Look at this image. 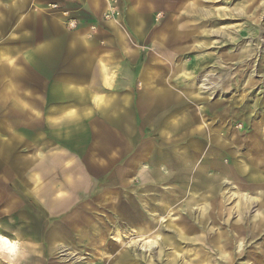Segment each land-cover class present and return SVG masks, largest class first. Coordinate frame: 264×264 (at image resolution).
<instances>
[{
	"label": "rangeland",
	"instance_id": "rangeland-1",
	"mask_svg": "<svg viewBox=\"0 0 264 264\" xmlns=\"http://www.w3.org/2000/svg\"><path fill=\"white\" fill-rule=\"evenodd\" d=\"M102 1L0 0V55L13 64L10 87L0 76V233L20 247L0 264H264V0ZM29 83L49 100L33 108L44 121L27 125ZM147 99L164 108L142 112ZM129 135L131 148L144 136L165 153L195 140L193 170L171 163L154 185L146 160L128 170L129 186L108 184ZM97 141L107 154L90 161ZM34 155L75 166L55 180L64 211L44 205L42 215L32 182L2 174ZM74 210L82 219L64 225Z\"/></svg>",
	"mask_w": 264,
	"mask_h": 264
},
{
	"label": "crops",
	"instance_id": "crops-1",
	"mask_svg": "<svg viewBox=\"0 0 264 264\" xmlns=\"http://www.w3.org/2000/svg\"><path fill=\"white\" fill-rule=\"evenodd\" d=\"M93 1L97 2V0H93ZM102 3L104 5V8H103V10H104L105 9V3H104V1H102ZM17 8H18V6H17ZM109 26H111L113 31H115L117 33L119 32V25H117V23L115 21H110ZM77 35L78 34L76 33L75 36H77ZM73 39H74V41H76L78 43L81 42L82 44L85 42L84 39L81 38V37L80 38L79 37L78 38H73ZM0 64L4 65V66L0 67V76H6L8 78L9 74H11V72L13 71L12 60L10 59V57H8L6 55H0ZM105 81H107V78H105ZM6 84H7V87H10L12 85V80L10 78H8V81L6 82ZM67 87L68 88L72 87L71 91H75V92H78V93H80L81 89H82V85H78V86L75 85L74 86V85H71V84H67V86L64 87L65 91H69ZM25 91H26V96H25L26 103H25V106L27 107L28 110L31 107V113L29 111H27V116H26V119H25L27 125H29V123H31L33 121H39V120L44 121L43 118L39 119L38 118L39 116H37V117L34 116L33 108H34V106L44 107L45 102L47 100H49L48 97L44 96V93H42V95H35V93H34L35 87L33 86L32 83L26 84ZM42 91H45V90H42ZM57 99H59V97L53 98L54 101L55 100L59 101ZM95 99H96V101L98 103L102 101L99 97H96ZM139 102H140V100H139ZM159 108H164V104L162 103V101H158V102L155 101L154 102L152 99H147V100L143 101V103L141 104L142 112L147 110V111H149L152 114L154 109H159ZM165 108H166V106H165ZM62 115H63V118H66V119H71V117L74 116L72 109H69L67 112H64ZM148 121L151 122V126L154 125V123L151 120H148ZM125 122H126V118L123 115L119 119L116 120L115 124L117 123V124L120 125L121 123H125ZM147 123L148 122H146V123L143 122V125L146 126V125H148ZM123 125L124 124H122L121 126H123ZM126 128H128V127L126 126ZM192 132H193V134H191ZM192 132L189 135H194L196 130H194ZM154 135H157V134L148 135V137L151 138ZM95 136H96L97 140H100V139L104 138L101 131H97ZM144 136H147V134H144ZM143 137H141V139L139 140L138 145L136 146V148H131V145H130V141L132 140L131 135H129V137L125 140V145L127 147V149H126L127 151L125 150L126 151V153H125L126 154L125 155L126 158L121 163V166L113 173V175L110 176V183H108V184H114L116 181L122 180V182H125V184H124L125 187L129 186L131 181L134 180V177H137V176H136V173H135V175L133 174V176H132V173L129 174L128 170H132L133 168H137V167L139 168V166L143 162L148 160L149 167L151 169H153L152 172H154L153 176H151V177L155 178V174H157V172L158 173H162L163 170H166V171L169 170V172H167L166 174H162V178L159 177V178H161L160 182H157L156 179L152 180V184L160 185L162 182L167 181V180H165L166 179L165 177H170V175H172L171 174V170L172 169H171V165H170L171 163L174 166L176 164L179 165V163L182 164L180 161H177L175 159H174V161H175L174 163L171 162V161L166 160L164 155L165 154L168 155V153L161 152V150H155L154 149L153 151H151L150 148H151V146L153 147L152 143L150 142V143L147 144V142H143V140H142ZM193 141H195V140H193ZM193 141L187 143V145H189V146H185L182 149H177V150H180V152H185V151L187 152V151L191 150L193 147L196 148L197 143L193 142ZM107 142L109 143V139L106 140V144H107ZM110 143H112V141ZM115 143H116V141L113 144H115ZM117 143H119V145H122L119 140L117 141ZM102 144H103L102 142L97 141L96 142V146L93 149L94 151H89V152L86 153V159L88 158V160L91 161L97 155L98 156L106 155L107 151H108V148H103ZM146 145H147V147H149V150H150L149 151L150 153L148 151L146 152V153L149 154L147 159L141 158L143 156V154H144L143 148H146L145 147ZM7 149L8 148L6 147L5 150H7ZM5 150H4V148H2L0 146V156L1 157L4 156V155L5 156L7 155L6 153H4ZM177 150H172L174 152L173 154L178 155L179 153H178ZM131 151H132V153L130 154ZM156 151H157L156 158H154L155 155L150 156L151 152L154 153ZM2 153H4V154H2ZM133 158H135V160H137V161H135L134 164H129L130 159H133ZM36 159H40L39 156H35L34 155V156H29V157H26V158H23V159L22 158H16L13 161V163L11 164V167H8V168L3 167L1 169V172L4 175H10L11 173H13V174H15V177H18L19 179H21V178L22 179H28V180H30L32 182V184H33L32 193H35L37 196H42L41 201H40L41 203L39 204V207L41 209V214L42 215H43L42 208H44V205L47 208H49V209L50 208L54 209V207H56V208L59 207L56 211H60V210L64 211L67 203H66V201L63 202V200L59 201L58 198L62 196V193H60L62 188L59 186V184L55 183V180L61 178L62 176L63 177H69V175L73 172L75 166H65V167H63V165L61 164L62 161H60L62 159L61 156L60 157H56V158L54 156H52L51 159H54L52 164L51 163L50 164L49 163L48 164H46V163L44 164V162H37ZM192 160L193 159L190 160L191 161L190 162L191 163V165H190L191 167L187 166L185 168V166L179 165L180 166V170H188V171L193 170L194 166H192ZM153 162H156V163H154L153 165L150 166V164L153 163ZM160 169H162V171ZM64 182H65V185H67V186H69L71 188L72 192L79 185V184H77V182L74 181V179H67ZM168 184H172V183H168ZM1 190L3 192L6 191L5 185L0 180V191ZM53 192H57L58 196L56 195V198L54 197L52 200L51 199L49 200L48 198L44 199V197H46V195L48 196V195H50V193H53ZM103 192H104V188H103V190L99 191V195H97L98 196V200H104V201L108 202L109 198L104 197L103 196ZM6 196H8V195H6ZM38 199H40V198H38ZM5 200L7 201L6 197H5ZM57 202L59 203V205H58ZM81 217L82 216L79 213V210H74V212L67 217V220H65L63 222V224L67 225V226H71L72 222L75 219H82ZM50 231H52V230H50ZM0 235H2V234L0 233ZM63 235H64L63 232L59 233V232L52 231V232L48 233V239L55 240V241L56 240H61ZM3 236L7 237L8 239H10L14 243H16V245L18 247V251L20 250L19 241L18 240H13V239H11L10 237H8L6 235H3ZM17 255L14 256L13 260H11L9 262H14L15 261V257H17ZM127 262H128V260H127Z\"/></svg>",
	"mask_w": 264,
	"mask_h": 264
},
{
	"label": "bare ground",
	"instance_id": "bare-ground-1",
	"mask_svg": "<svg viewBox=\"0 0 264 264\" xmlns=\"http://www.w3.org/2000/svg\"><path fill=\"white\" fill-rule=\"evenodd\" d=\"M104 3H105V10H107L109 5L105 0H104ZM196 151L198 150L194 147L191 149L190 152L188 151L179 152L178 155L173 154L174 152L171 151L170 153H168V155L165 154L164 157L166 160L171 161V162H175L174 159L177 161H180L182 164L179 163V165L185 166L186 162H190L191 159H194L193 153H195ZM148 155H149L148 153H145L144 158L146 159ZM154 163L156 162L151 163L150 166L153 165ZM243 167H245V165H243ZM151 179L160 180L161 178H159L158 176H155V178L152 177ZM18 253L19 251H18V247L16 243L11 241L7 237L0 235V255L4 256V258H7L8 260H13V257L16 256ZM123 259H124L123 256H121V262L123 261Z\"/></svg>",
	"mask_w": 264,
	"mask_h": 264
}]
</instances>
